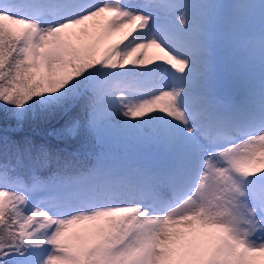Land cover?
<instances>
[{
    "label": "snow or ice",
    "instance_id": "obj_1",
    "mask_svg": "<svg viewBox=\"0 0 264 264\" xmlns=\"http://www.w3.org/2000/svg\"><path fill=\"white\" fill-rule=\"evenodd\" d=\"M0 115V264H264V0H0Z\"/></svg>",
    "mask_w": 264,
    "mask_h": 264
},
{
    "label": "trees",
    "instance_id": "obj_2",
    "mask_svg": "<svg viewBox=\"0 0 264 264\" xmlns=\"http://www.w3.org/2000/svg\"><path fill=\"white\" fill-rule=\"evenodd\" d=\"M235 2V0H232ZM216 2L221 3L220 0ZM234 55V53H232ZM63 121L59 118L50 119L48 121H27L22 129H16L14 121H5L3 116L0 115V137L7 136L10 140L23 142L30 140L34 145L46 144L55 148L59 145L66 151H75L80 147L79 141H73L68 144H62L51 133L54 128H58ZM79 163L81 165H88L91 163L90 158L85 155L79 157Z\"/></svg>",
    "mask_w": 264,
    "mask_h": 264
},
{
    "label": "rangeland",
    "instance_id": "obj_3",
    "mask_svg": "<svg viewBox=\"0 0 264 264\" xmlns=\"http://www.w3.org/2000/svg\"><path fill=\"white\" fill-rule=\"evenodd\" d=\"M221 3L222 4H230L228 0L227 1L221 0ZM232 53L233 52L229 51L226 48L221 49V51L219 53L221 62L222 63H230L236 55L235 53H234V55H232ZM229 91L232 92L233 95H235V94H237L239 89L233 87V88H230Z\"/></svg>",
    "mask_w": 264,
    "mask_h": 264
}]
</instances>
